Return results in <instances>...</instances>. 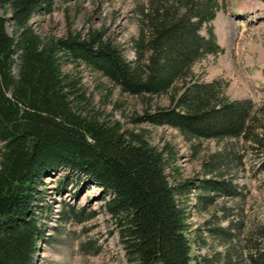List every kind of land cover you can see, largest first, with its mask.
<instances>
[{"label": "trees", "instance_id": "16d2710c", "mask_svg": "<svg viewBox=\"0 0 264 264\" xmlns=\"http://www.w3.org/2000/svg\"><path fill=\"white\" fill-rule=\"evenodd\" d=\"M52 3L0 0L9 10L8 18L0 15V264H31L43 235L42 178L60 172L83 176L100 188L130 264H264L262 231L242 251L220 229L228 237L221 253L191 256L184 199L193 179L174 177L167 143L157 148L142 130L107 119L93 108L79 76L61 71L63 62L81 63L121 92L143 98L145 109L132 118L134 124L169 126L192 145L233 141L201 160L204 174L221 176L224 157L239 140L264 153V109L248 99H228L215 80L202 82L191 71L204 56L221 52L209 25L220 2L137 3L132 59L99 29L67 28L63 35L41 37L29 21ZM159 96L168 105L151 106V98ZM202 183L206 193L236 196L235 185L223 177Z\"/></svg>", "mask_w": 264, "mask_h": 264}, {"label": "rangeland", "instance_id": "374dc122", "mask_svg": "<svg viewBox=\"0 0 264 264\" xmlns=\"http://www.w3.org/2000/svg\"><path fill=\"white\" fill-rule=\"evenodd\" d=\"M142 1L53 0L49 11L34 13L29 23L41 37L63 35L67 28L80 32L99 29L118 46L124 58L132 59L130 39L136 35L134 8ZM218 1L221 7L209 25L222 51L204 56L191 71L202 82L215 80L228 99H248L255 107L264 109V0ZM0 15L9 17L6 5L0 6ZM5 30L11 33L8 21ZM200 33H204L203 29ZM61 71L79 76L93 108L107 119L117 121L123 129L142 130L152 146L159 148L167 143L174 155L170 164L176 173L174 177L193 179L184 199L191 256L221 253L228 237L220 229L232 235L242 251L250 237L264 232L262 148L254 149L249 142L239 140L234 150L224 155L221 176L204 174L201 160L221 153V148L233 141L205 139L191 141L192 145L169 126L134 124L132 118L145 109L143 98L121 92L81 63L63 62ZM150 104L164 107L168 102L159 96L152 97ZM165 173L171 183L170 169L165 168ZM222 177L235 185L236 196L203 190L202 179ZM42 181L43 235L37 241L31 264H130L124 256L120 227L104 210L102 191L97 185L83 176H65L63 172L43 176ZM201 195L210 197L200 202ZM229 223L232 224L227 229ZM213 227L216 230L211 232Z\"/></svg>", "mask_w": 264, "mask_h": 264}]
</instances>
